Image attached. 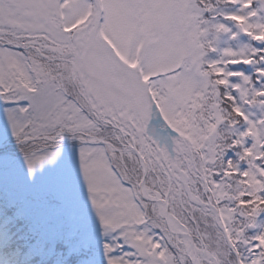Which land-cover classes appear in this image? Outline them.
Instances as JSON below:
<instances>
[{"label": "snow or ice", "instance_id": "obj_1", "mask_svg": "<svg viewBox=\"0 0 264 264\" xmlns=\"http://www.w3.org/2000/svg\"><path fill=\"white\" fill-rule=\"evenodd\" d=\"M0 264H264V0H0Z\"/></svg>", "mask_w": 264, "mask_h": 264}]
</instances>
